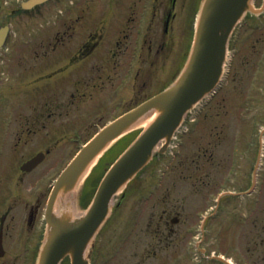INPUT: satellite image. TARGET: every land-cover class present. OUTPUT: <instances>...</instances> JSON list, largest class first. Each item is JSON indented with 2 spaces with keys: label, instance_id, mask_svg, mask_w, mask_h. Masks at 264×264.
Listing matches in <instances>:
<instances>
[{
  "label": "rangeland",
  "instance_id": "374dc122",
  "mask_svg": "<svg viewBox=\"0 0 264 264\" xmlns=\"http://www.w3.org/2000/svg\"><path fill=\"white\" fill-rule=\"evenodd\" d=\"M6 3L3 6L2 9H0V18L2 17V13L5 11L10 12L12 7L15 6L13 0H5ZM16 1V0H15ZM84 0L82 2H78L75 6H71L70 8L67 9V0H65V3H62L59 0H51L50 4H43L42 6L38 7L35 10V14L30 13V15H25L23 14L22 17L24 21L19 22L21 29V34H17L14 32V36H10L8 39L5 47L0 50V57L2 55H5L7 62L9 65L1 64V58H0V110L7 109L6 112L8 111H14L16 110L17 106L21 105L22 102V95L19 94L20 90H23L24 92H27L29 94L34 93L37 89L41 87H46V88H52L53 90L62 88L68 81V76L69 73L64 74H56L50 78V81H47L44 83L43 81L38 82V84L33 88V90H28V86L30 85V80H34V75L40 72H34L32 71L31 68H21L20 66H17L15 64L16 60L18 59L15 54H6L5 51L8 48V51H11L12 49L14 50H22L23 53L21 54V58L24 59L25 55L28 50H26L24 47H29L30 45H33L34 47H38L40 43L44 44H50L52 41V44L57 41L52 39V33H48L46 29L41 26V24H45L44 22V17H62L64 19H67V17H75L78 14H81L83 10L86 12V22L87 21H92L96 17H89L91 15H97V16H105L108 17L106 19V26L109 29V31L106 34H101V38L103 41L106 42L107 46L110 47L111 49H114L117 51L115 56L110 57L108 56V62L105 63L107 65V70L104 72L108 73L107 79L105 80V84H107L108 89L106 88L105 84L100 85L95 88L89 89L88 87L84 89L85 97L82 98L84 99L79 100L77 99L75 103L71 101L66 100V95L60 99L55 96V94H48L45 97L41 99L42 102H44V110L46 112H53L54 116H51L52 119V124L51 126L55 127V123L57 122V125L59 126H64L65 123H70V129L75 131H82L84 132L86 126V130L83 133V138H87L89 135L92 134L94 130H96L100 124H102L104 121L107 119L111 118L114 115L119 114L121 111L127 108L129 105V102H134V100L138 96H144V94H149L151 92L156 91L157 89H160L164 84H166L169 81V76L171 73H173L174 69L178 68L182 61L184 60L186 51L188 49L190 39H191V29H192V23H193V15L194 12L197 8L199 0H190V4H192V7L189 8L188 12L186 13V17H188V21L185 20L181 22L182 17H175L174 22L172 24V35H171V41L168 44V48H174L172 50V54L169 55L166 58V51L167 47L164 48V50L155 58L148 57L146 54L144 55V58H142V62L139 64V69L137 75L136 81H133L126 90H124L123 96H115L112 95L111 99L112 101H115V106H111L112 104L109 103L105 106L106 112L102 113L101 111H97L93 113L95 110V107H89L86 109V112L88 113L89 110L92 113H83V110H79L81 108L85 107V104L87 103L86 101L90 98V96L93 95L94 92H101V94H105L106 90L111 91V87L114 83H116L121 76L123 68L126 66V61L129 57V52H130V47H131V42L128 43L127 39V45L125 43L119 45V50H116L115 47V37L118 36L121 33V30L123 28H127L128 32V38L131 34L132 38V32L134 29L131 28L132 25V20H133V26L135 24L136 20V15L137 11L136 8L134 10V2L137 3V6L139 5L138 2H141V0H124V2H113V0H110L109 2H104V0ZM165 1L167 0H160V6L158 7V3H156L155 8L156 9H163L160 8L164 5ZM182 1L181 3H183ZM262 0H256V5L261 3ZM131 3H134L132 8H131ZM90 4H92V8L89 9ZM186 4V2H185ZM185 4L183 6L179 5L178 10L183 13ZM129 6V8H128ZM11 8V9H10ZM64 9V12L62 14H57L60 10ZM98 9H102L103 11H99ZM129 9V11H128ZM128 12V13H127ZM179 12V15L181 16L182 14ZM127 13V14H126ZM32 15V16H31ZM128 15V17L126 16ZM18 17V16H17ZM20 17V16H19ZM28 17H35L36 23L33 21H30ZM111 17H114V20L116 23L112 22ZM264 13L262 16V19L264 20ZM18 19V18H16ZM256 21V18H253L250 15H247L246 20L242 21V25L240 23L237 25L234 35L232 38V42L234 43L233 48H229L228 51V57H230L232 54H234V60L232 61V65L230 67V74L228 78V82L224 89H221L217 96H215L212 104H209L207 108H205L204 112L201 113L199 116V123L195 126L193 124H184L180 130L185 129L186 126H195L196 130L194 132L188 131L182 135V141L184 142L183 147L181 148L182 151V156L177 158L178 156L175 155L174 159H172V153L175 152V147L176 144L178 143L179 139L175 140L173 142V145L170 153H165L159 158H155L154 162L151 163L149 166V169H147L143 174H147L148 172L151 175L153 179H149L148 181L144 182V195L146 193L149 194V198H142L136 199L134 196H137L134 187L129 191L128 197L125 199L122 205V211L124 214H126L128 211L131 212L137 207H140V209L145 210L144 215L148 213L150 210H154L153 216H155V220L161 218L164 216L165 218H170L173 215L176 214L177 211H180L182 218H181V223L180 226L182 227L184 224V228L188 226L190 228L191 226H195L198 223L197 220V212L199 211L198 209L201 208L199 207L198 209L193 208L192 210V221L188 220L186 221V217L183 213H187L188 211H191L190 208H188L189 204V199L191 196L197 195L195 198H198V196L201 194L200 192H196L194 189L192 182H194L197 186H199L200 191L203 193L205 191H209L208 194H215V192L222 187L221 183H224L223 180H221L220 175L223 174L224 169L227 166V158H224L226 154H228V149L231 145V137L230 133L233 130L232 127V118L236 116V111L242 110L244 108L241 107L239 102L242 100L244 102V106H247L248 109H245L244 111L248 115H253L254 112L257 110L258 113L263 112L264 113V86L260 85L261 83L264 85V65L260 68L259 71V79L256 81V78L258 76L254 75V70L255 68L253 67V60L257 54V48H259V45H257V40L256 37L261 36L264 39V34L263 33H258L254 29V22ZM1 22V20H0ZM12 23V20H11ZM187 24V28L183 29L182 26H185ZM264 24V21H263ZM16 25V24H15ZM113 26V27H112ZM60 28V27H59ZM113 29V30H112ZM14 30L18 31V28H14ZM258 30V29H257ZM104 33V32H103ZM71 36L66 37L67 41L69 40H75V38L79 35H81V38H85L86 33L83 32L82 29L79 28H73L71 32ZM263 34V35H262ZM256 35V36H255ZM103 36V37H102ZM106 39H109L108 41ZM124 41V39L122 38ZM82 41V40H81ZM58 44V43H57ZM24 46V47H23ZM57 46V45H56ZM74 47V46H73ZM61 48H66V47H59ZM58 49V50H59ZM101 49V46L98 48V52L90 58L87 62L88 64L91 62V60H96L97 55L99 54ZM176 49L177 54H173L174 50ZM57 50V47L53 48V51ZM145 50H146V45H145ZM40 51L43 52H49V50H46L45 48H42ZM112 51V50H110ZM109 51V52H110ZM60 52V51H59ZM42 53V52H41ZM170 53V52H169ZM254 54V55H253ZM44 55V54H43ZM42 55H37L34 56V58L31 60L35 62L37 58H39ZM173 56V60H177L176 64H170L168 65V60L169 58ZM263 56V55H262ZM61 57V54L57 53L54 56H51L52 59L56 60ZM112 58L115 61H112ZM146 60V61H145ZM153 60V63H152ZM53 63L54 61L51 60ZM83 61V60H80ZM102 61L105 62V59L102 57ZM52 63V64H53ZM229 63V60H228ZM227 63V64H228ZM52 64H49V66H52ZM227 67V66H226ZM85 68V64H81L78 68H76V73L78 71H82ZM122 69V70H121ZM21 70H26L25 72H20ZM45 71V70H43ZM42 71V72H43ZM263 71L262 75L260 72ZM6 78V80H5ZM136 78V77H135ZM160 78V79H159ZM6 81L7 85L3 86V82ZM245 87V89H244ZM109 91L110 95L111 92ZM244 91V94H243ZM119 94V93H118ZM243 94V99H241V96ZM4 97L9 98L10 103L9 105L4 106ZM102 98V97H101ZM103 99V98H102ZM227 99H229L231 105L227 104ZM215 101H217L215 103ZM238 101V104H234ZM85 102V104H83ZM93 103L97 105L101 104L102 101L98 100L95 103V100H93ZM107 103V101H105ZM215 103V104H214ZM89 104V103H87ZM42 105V104H40ZM199 106H197L195 109H193V113L191 115L195 116L196 110ZM103 109V110H105ZM229 111V116L232 118H229L227 120L226 126H231L230 128V133L228 139L225 138L223 127L224 124H222V112ZM83 113V117H80V113ZM79 116V117H78ZM257 117L254 116L250 120H253ZM75 118V119H72ZM72 119V120H71ZM237 119V117H236ZM62 122L60 123V121ZM69 120H71L69 122ZM76 120V121H75ZM264 123V122H263ZM142 126V125H141ZM139 126L137 129H140ZM225 129V128H224ZM179 130V131H180ZM74 131V132H75ZM74 132L69 133L72 135ZM256 132V131H255ZM134 133L129 134L128 136L123 137L116 145L115 148L113 147L109 154H111L112 151L116 152L119 148L123 147L125 143L132 137ZM63 135V132L61 130L56 131V135L54 137H58L60 140L55 143L51 144V150H55L56 146L58 143L62 141H66L64 143H69L68 148L66 149V157H68L73 151H75L76 147L78 146V142H73L68 140L67 138L62 139L60 138ZM3 137L0 139V142H2ZM224 139V140H223ZM246 140L247 142L251 140L250 136L246 135ZM63 143V142H62ZM77 143V144H76ZM1 144V143H0ZM34 145L29 142H25L20 144L21 149H16V159L17 161H20L21 157H26L27 155L33 153L34 151L45 147L46 145ZM52 151V152H53ZM63 151L62 148H57L58 154L56 155L55 159L52 161L55 170L51 171L48 173V168L46 171V167H44L45 162H42L39 165V176L42 175L41 178L45 177V184L49 182V179L57 172V168L61 167L62 165L56 166V164L62 160L63 157ZM51 152V154H52ZM198 156L199 161L194 159L195 155ZM50 154V155H51ZM108 156V155H107ZM3 157V154L0 155V159ZM14 159V158H10ZM15 159V160H16ZM177 159V160H176ZM48 165L49 163L46 162ZM17 165V164H16ZM189 165L190 166V171H191V176L190 178L185 179L182 183L177 182V172L185 170V166ZM51 167V165H49ZM242 167V165H241ZM250 166H245V168H242L241 171L244 172V177L245 181L243 185H246L249 182V177H250ZM264 167V161L261 166V168ZM239 168V167H238ZM7 169H5L6 171ZM14 168H12L13 172ZM46 171V173H45ZM176 174V175H175ZM262 175H264V172L262 171ZM142 179V178H141ZM263 181H262V187H264V176H263ZM261 180V178H260ZM202 182V186H200V183ZM40 183V180H39ZM230 186L232 187L231 181L229 182ZM46 184V185H47ZM147 185V187H146ZM44 188V191L46 189L45 185H42ZM203 187V188H202ZM149 190H152L153 192L151 193ZM196 193L195 195H193ZM8 196L7 194H5ZM206 194H203V196ZM246 200H249L253 197V195H246L245 196ZM136 199V200H135ZM183 199V201H182ZM245 199H239L238 202L241 204L248 205L245 202ZM182 203V205L178 202ZM200 201V198L197 199V202ZM178 203V204H177ZM224 203V201H223ZM205 204V203H204ZM203 204V205H204ZM178 205V206H176ZM264 205V204H263ZM165 207L162 211V207ZM184 206V208H182ZM162 211V212H161ZM221 213L218 214L217 217L213 219H209L207 223H205V229H209L210 233L212 235V238L209 240H205V244L209 248L214 249L215 247L218 248V242L220 240V243L222 242L224 244V236H223V223L218 222L216 224V221L219 220ZM153 218H150V221ZM154 220V221H155ZM238 220V215L237 213L233 214L230 216V222H232L234 225L236 224ZM144 221V220H143ZM142 221V222H143ZM169 220H167L168 222ZM228 221V222H229ZM186 222V223H185ZM196 222V223H195ZM225 223H227V220H224ZM246 225L244 222L245 226V231L247 236L251 235L252 231L251 226L253 224H250L246 221ZM145 226V222L142 223ZM199 224V223H198ZM140 226V224H139ZM121 226L117 227V233L119 232ZM135 228L137 229V224H135ZM153 228V225L149 229V232L151 233V229ZM114 228L111 231L112 237L107 238V240L112 239L117 237V234H115ZM214 235H213V233ZM135 234L132 239L135 240L136 238ZM147 236V234H146ZM149 236V235H148ZM175 236H177V231L175 232ZM244 236V235H243ZM245 237L244 238V243H249L252 244V238L250 237ZM150 237V236H149ZM189 238V235L186 239ZM151 239V237H150ZM132 241L133 247L136 245L135 241ZM186 241V240H185ZM101 242L98 240V246ZM176 247V244H174ZM222 245V244H221ZM220 248H223L220 246ZM219 249V248H218ZM261 252L264 254V251L262 248ZM171 250V247H170ZM215 250V249H214ZM234 250L235 253H239V250L237 248H231V251ZM174 251H169V254H172ZM233 252V251H232ZM163 253V252H162ZM191 256L190 259L191 261L196 260V252L193 255V250H188V252ZM166 254V253H165ZM235 259H237L240 264H264V257L259 260L256 258V260H253L254 257H251L250 255L243 254L242 256L235 255ZM242 258L245 259L242 260ZM171 259V256L166 257L161 264H166L169 262ZM172 258L171 260H173ZM193 259V260H192ZM103 261L102 258H99L98 260H95L96 262L101 264V261ZM199 260V258H198ZM4 261L0 260V264H3ZM196 263L194 264H200V261H195ZM5 263L9 264L8 258L5 259ZM172 263V262H171ZM177 264L178 262H174ZM173 263V264H174ZM10 264H18V259L15 260L12 263V259L10 260ZM21 264V263H20ZM150 264H154V260L150 262Z\"/></svg>",
  "mask_w": 264,
  "mask_h": 264
},
{
  "label": "water",
  "instance_id": "95a60500",
  "mask_svg": "<svg viewBox=\"0 0 264 264\" xmlns=\"http://www.w3.org/2000/svg\"><path fill=\"white\" fill-rule=\"evenodd\" d=\"M247 6L249 4L246 0H205L195 44L181 77L165 92L101 129L59 177L54 187V195L61 186L71 185L91 157L107 141L123 131L146 109L158 103L160 115L118 158L98 188L88 214L96 219L103 217L109 196L146 161L155 141L165 133L168 134L181 118L183 111L216 82L227 34ZM53 226L54 230L46 239L40 253L39 264H57L69 247L76 248L74 241L68 242L65 236L73 226L64 228L56 223ZM80 227L77 238H80L81 246L89 232V224L82 223ZM75 256L78 258V252Z\"/></svg>",
  "mask_w": 264,
  "mask_h": 264
},
{
  "label": "flooded vegetation",
  "instance_id": "af4514ba",
  "mask_svg": "<svg viewBox=\"0 0 264 264\" xmlns=\"http://www.w3.org/2000/svg\"><path fill=\"white\" fill-rule=\"evenodd\" d=\"M36 203H38V200L35 201ZM20 217V212H19V216L18 219ZM11 224V226H10ZM36 224H37V207L35 208H31L27 214V221L25 223H20L18 221V227L19 228H23L25 225L28 227L29 229V238H30V248L29 250H32L31 244L33 242L34 246L36 243ZM13 226V227H12ZM15 227L14 223H9V222H5V220L0 221V230H1V235L3 233V230H10L13 229ZM25 241H27V237L24 238ZM32 241V242H31Z\"/></svg>",
  "mask_w": 264,
  "mask_h": 264
},
{
  "label": "bare ground",
  "instance_id": "6f19581e",
  "mask_svg": "<svg viewBox=\"0 0 264 264\" xmlns=\"http://www.w3.org/2000/svg\"><path fill=\"white\" fill-rule=\"evenodd\" d=\"M151 117H152V116H150L149 118H146V120H144L143 123H144V124H147V123L150 121ZM66 208H67V207H66ZM66 208H65V209H66ZM55 210H56V211H55V212L53 211V212H54V214L56 215V214H57V210H58V206H56V205H55ZM71 214H72V213L69 211V215H71ZM56 216H57V215H56Z\"/></svg>",
  "mask_w": 264,
  "mask_h": 264
}]
</instances>
